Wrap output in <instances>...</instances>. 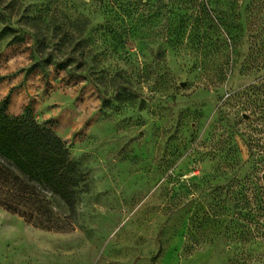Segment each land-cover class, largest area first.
<instances>
[{
  "label": "rangeland",
  "instance_id": "374dc122",
  "mask_svg": "<svg viewBox=\"0 0 264 264\" xmlns=\"http://www.w3.org/2000/svg\"><path fill=\"white\" fill-rule=\"evenodd\" d=\"M7 94L79 182L0 264H264V0H0Z\"/></svg>",
  "mask_w": 264,
  "mask_h": 264
},
{
  "label": "trees",
  "instance_id": "16d2710c",
  "mask_svg": "<svg viewBox=\"0 0 264 264\" xmlns=\"http://www.w3.org/2000/svg\"><path fill=\"white\" fill-rule=\"evenodd\" d=\"M8 100L9 94L1 99L0 105ZM1 106L0 206L24 217L36 209L41 212L40 189L72 206L79 174L69 158L66 143L29 116V106L26 114L20 116L6 114ZM37 203V208H32Z\"/></svg>",
  "mask_w": 264,
  "mask_h": 264
}]
</instances>
